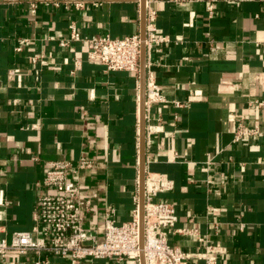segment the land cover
I'll return each instance as SVG.
<instances>
[{
    "label": "crops",
    "instance_id": "0c3cea01",
    "mask_svg": "<svg viewBox=\"0 0 264 264\" xmlns=\"http://www.w3.org/2000/svg\"><path fill=\"white\" fill-rule=\"evenodd\" d=\"M81 9L0 0V205L3 235L30 230L53 161L93 166L78 175L92 199L85 227L129 222L140 196L141 71L108 70L84 42L59 44L74 21L83 35L141 33L143 0H83ZM146 1V0H145ZM164 39L147 51L146 81L166 97L145 110V169L172 187L170 243L205 264H264V134L235 140L240 124L264 130V0H150ZM97 4V5H96ZM32 57L39 59L34 65ZM175 102H179L177 105ZM112 208L113 212L106 210ZM244 224L242 227L241 225ZM50 264H136L51 256ZM0 264H32L12 255Z\"/></svg>",
    "mask_w": 264,
    "mask_h": 264
},
{
    "label": "built area",
    "instance_id": "2783aa9c",
    "mask_svg": "<svg viewBox=\"0 0 264 264\" xmlns=\"http://www.w3.org/2000/svg\"><path fill=\"white\" fill-rule=\"evenodd\" d=\"M5 3H15L19 0H1ZM29 3L30 11L36 13L39 5L44 3L54 8L76 10L84 7L83 0H20ZM213 1L207 2V10L213 13ZM231 1V0H229ZM145 1L146 36L141 33L124 37L104 35H83L76 23L68 25L69 33L60 39L61 46L71 42L81 41L87 47L88 56L97 59L108 70H124L135 74L141 71V53L143 42L147 51L154 43L164 38L158 34L156 24L157 11ZM97 5V4H96ZM34 65L39 64L37 57H32ZM166 97L159 85L154 81L146 84V108L154 103H164ZM180 105L179 102H175ZM264 107V100L254 102ZM264 134L259 127L244 128L240 124L235 140L243 137ZM93 166L87 157H81L77 163L69 160L49 163L43 179V185L50 192L38 197L34 213V223L30 230L15 231L10 238L3 235L0 225V260L13 256L22 258L30 256L32 264H50L51 256L70 258L73 263L83 259L101 260L114 258L119 261L133 260L141 264V253L145 264H193L188 260V254L178 246L172 245L170 233L178 222V214L173 203L157 200L158 194L172 187V181L164 173L147 172L144 183V215L143 236L144 245L141 248L140 196L134 195L132 219L129 222L118 223L116 219L106 217L102 238L98 232L85 227L92 199L82 196L78 175L81 170ZM3 190H0V205H5ZM108 213L113 209L108 208ZM242 227L244 224L241 225ZM205 264H216L215 246L207 245L202 254Z\"/></svg>",
    "mask_w": 264,
    "mask_h": 264
},
{
    "label": "water",
    "instance_id": "95a60500",
    "mask_svg": "<svg viewBox=\"0 0 264 264\" xmlns=\"http://www.w3.org/2000/svg\"><path fill=\"white\" fill-rule=\"evenodd\" d=\"M143 5H145V0H143ZM142 39H145L146 36V10L144 14V22L141 32ZM146 62H147V49L146 45L143 42L142 53H141V103H142V119H141V170H140V220H141V248L144 245V236H143V215H144V183L146 176L145 169V138H146V120H145V110H146ZM141 264H145L144 254L141 253Z\"/></svg>",
    "mask_w": 264,
    "mask_h": 264
}]
</instances>
